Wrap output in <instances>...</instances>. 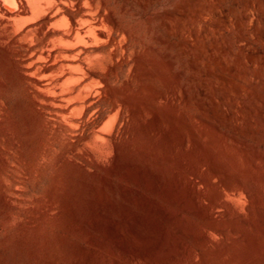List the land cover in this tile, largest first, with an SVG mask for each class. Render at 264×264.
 I'll list each match as a JSON object with an SVG mask.
<instances>
[{
  "label": "rangeland",
  "instance_id": "rangeland-1",
  "mask_svg": "<svg viewBox=\"0 0 264 264\" xmlns=\"http://www.w3.org/2000/svg\"><path fill=\"white\" fill-rule=\"evenodd\" d=\"M40 1L38 14L0 25V264H264V120L227 127L189 100L200 76L186 0ZM64 12L83 32L71 45L81 69L57 55L44 77L53 61L27 48L53 16L47 41L62 49ZM88 26L105 38L89 40ZM195 84L214 115L229 110L216 83ZM237 178L249 197L222 189Z\"/></svg>",
  "mask_w": 264,
  "mask_h": 264
},
{
  "label": "bare ground",
  "instance_id": "bare-ground-1",
  "mask_svg": "<svg viewBox=\"0 0 264 264\" xmlns=\"http://www.w3.org/2000/svg\"><path fill=\"white\" fill-rule=\"evenodd\" d=\"M0 2L4 6L15 5L18 7L17 10L15 9L16 11H11L10 8V11L8 9L0 10L3 19L6 20L0 21V25L4 28H6L9 21L17 22L43 10L40 0H26L25 5L20 0H0ZM185 7L184 16L188 21V23L186 22L188 24L187 45L189 51H198L197 60L191 58L189 68L193 72L198 71L200 76L198 79L196 76H192L190 80L192 86L189 100L199 110L209 113L210 119H215L227 127L236 119H240L245 123L254 119L262 122L264 120V0H186ZM63 16L69 31L58 33V39L65 44L62 49L53 51L47 41L48 37L55 34V32L47 31V25L54 19L53 16L43 19L34 34L37 38V45L33 48H27V51H31V60L39 61V63L40 61H53L51 64L40 66L44 77L49 76L52 72L57 55L63 58L60 67L66 65L72 72L81 69V65L76 60L77 54L71 45L73 41L80 38L83 32L76 19V14L64 12ZM198 23H204L203 27L198 26ZM88 27L89 40H102L105 38L103 32H98L94 37L91 36V27ZM221 35L222 37L224 35V40H222ZM4 39L5 34L2 32L0 33V41ZM202 63L205 64V68L199 69L198 66H201ZM32 66L30 65V68ZM211 67L212 70H210ZM72 72L70 75H72ZM94 76L93 73L90 74L91 79ZM66 79L64 83L70 81L71 77ZM197 80L217 84L219 89L215 99L220 104L227 106L229 110L226 113L213 114L210 108L213 100L212 95L202 85L197 86L195 84ZM58 81L60 82V79ZM56 83L58 82H55V85H57ZM36 85L40 89L47 87V84L40 81H37ZM237 107L239 110L234 112ZM203 116L199 113L196 117L204 120ZM245 130L246 134L257 139L258 135L252 133L249 128ZM192 139L193 144L197 145V137L193 135ZM223 170L225 169L214 165L211 167V172L214 175H221L224 172ZM224 175L226 176V173ZM246 183H243L239 178L233 180L222 179L221 187L226 192H237L249 197ZM219 203L220 193L216 192L211 200V206H216ZM210 230L216 234H222L215 227H211ZM221 252L219 250L216 252V259H220ZM253 252L256 255L260 253L258 248H254ZM206 263L207 260L203 257V264ZM260 263L259 261L257 264Z\"/></svg>",
  "mask_w": 264,
  "mask_h": 264
}]
</instances>
